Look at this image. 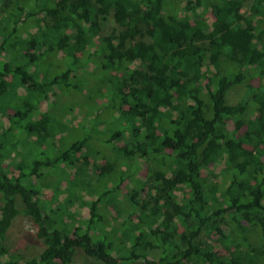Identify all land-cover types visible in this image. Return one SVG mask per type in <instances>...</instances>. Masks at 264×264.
<instances>
[{"label": "trees", "instance_id": "16d2710c", "mask_svg": "<svg viewBox=\"0 0 264 264\" xmlns=\"http://www.w3.org/2000/svg\"><path fill=\"white\" fill-rule=\"evenodd\" d=\"M1 54L0 106L6 78L21 91L4 106L0 264H264V0H0ZM52 89L79 108L32 119ZM73 126L88 133L67 145ZM29 136L56 154L8 175L6 147L31 159ZM19 215L45 246L25 261L5 244Z\"/></svg>", "mask_w": 264, "mask_h": 264}, {"label": "rangeland", "instance_id": "374dc122", "mask_svg": "<svg viewBox=\"0 0 264 264\" xmlns=\"http://www.w3.org/2000/svg\"><path fill=\"white\" fill-rule=\"evenodd\" d=\"M207 20L211 21V18L209 16V14H207ZM255 19H257V17H255ZM105 29H111V28H115L117 27L116 22L113 20L112 16L108 18V22L105 23L104 25ZM38 51V50H37ZM5 55V54H4ZM3 54H1L0 59L3 60L4 56ZM51 61H56L59 65H61L62 67L67 66L68 65V59L66 55H63V53H60L59 56H55V57H51L50 58ZM98 61V58L96 59ZM43 69L44 66L46 65V62L43 60ZM100 69L99 65H96L95 63H91L88 66V71L90 73L84 75V78L86 79V85L87 86H91L93 87V76L92 75H97V70ZM82 76H80V78H82ZM77 80V78H72V81ZM6 81L8 83H12L11 87L8 90V94L5 96V100L3 102V105L5 107L11 106L14 103L13 98L16 96V94H18V91L20 92V86L17 83V81L15 79H11V78H6ZM100 81V80H98ZM55 89V88H54ZM49 92V98L46 102H44L43 104H41V106L38 107V110L35 111V116L32 117V119H37V117L41 116V113L44 111H47L48 109L53 108L54 109V113L57 112L58 117L60 116V112H61V108H66L68 111H71L72 109L74 110V107L76 109L79 108V100L75 97L70 98V95H65L62 92H57V90H48ZM77 93V92H76ZM71 94V93H70ZM56 96L61 97V103H65V105H62L60 102H58L57 104L54 105V102L56 101ZM70 98V99H69ZM67 99V101H65ZM105 101V100H103ZM100 101V105L101 106H105L106 107V101L103 102ZM77 104V105H76ZM54 105V106H53ZM4 106H0V141H2L3 137L1 138L2 132L7 129L11 122H10V114L14 113V111L9 110L8 108L6 109V112L4 114ZM86 106L82 105V109L85 110V112L87 111ZM17 120V119H15ZM26 121H29L26 120ZM20 126H24L23 121L21 120ZM229 129H233L234 125L232 122L229 123L228 125ZM88 131L85 128H76V126L70 127V129L67 131V133L63 134L64 136L67 134H70V137L66 139L67 145L73 143L75 140H77V138L79 136L85 135L87 134ZM62 135L59 134L57 136L56 142L59 144L60 143V139H61ZM80 138V137H79ZM78 138V139H79ZM16 139V136L14 137V140ZM12 142V141H11ZM38 138L36 136H29L26 138L25 140V144H32L35 145L34 149L31 150V154L28 157V152L27 150H22L21 147L18 148H13V147H6L5 150V158L2 161V167L5 169V171L8 173V175L16 177L20 174L21 170H26L28 169V165L32 164V159L33 158H40L41 160L44 159V161L47 160L48 157L50 156H54L56 153L53 151V149L50 148V150H47V148L45 147V143H38ZM52 147V146H51ZM43 149L45 150V154L42 155V151ZM48 151V152H46ZM29 160V161H28ZM145 165H141L142 170L145 172L146 168L144 167ZM46 169V167H42L40 170L41 172H44V170ZM47 172H49L48 170H46ZM28 173V171H27ZM70 173V171H69ZM58 178V177H57ZM56 180V179H55ZM31 181V179H30ZM34 179H32L33 183ZM38 183V182H37ZM131 184V182L126 181L123 183L122 185V189H124V191H126V187ZM37 186V185H36ZM64 186L66 187V184H64ZM54 195L52 191H44L43 192V199H46L48 201H51L53 199ZM1 205V204H0ZM123 206L126 207V204L123 202ZM87 205L84 206H78L77 210L80 212V214H87L89 212ZM1 210V209H0ZM112 215H115L114 211H111ZM36 233V228L34 227V225L32 224V222L29 220V218H27L24 215H19L18 217H16V219L12 222L10 229L8 230L7 233V237H6V247L9 251V254L11 256L9 257H17L19 258L21 261H25L28 259H32L34 257L39 256V254L41 252H43V250L45 249V246L43 244V242L38 241L36 239H34V234ZM73 264H91L88 263L87 260L84 259V257L81 254H78L75 259ZM133 264H144L143 262H135Z\"/></svg>", "mask_w": 264, "mask_h": 264}]
</instances>
